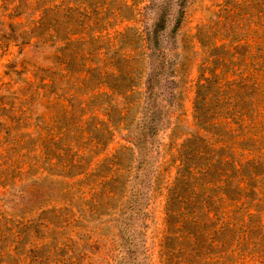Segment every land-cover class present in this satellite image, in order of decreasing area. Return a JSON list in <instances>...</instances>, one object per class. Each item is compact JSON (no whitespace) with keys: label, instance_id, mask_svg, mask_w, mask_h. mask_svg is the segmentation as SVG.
<instances>
[{"label":"rangeland","instance_id":"rangeland-1","mask_svg":"<svg viewBox=\"0 0 264 264\" xmlns=\"http://www.w3.org/2000/svg\"><path fill=\"white\" fill-rule=\"evenodd\" d=\"M211 72L213 186L178 177ZM0 264H264V0H0Z\"/></svg>","mask_w":264,"mask_h":264},{"label":"trees","instance_id":"trees-1","mask_svg":"<svg viewBox=\"0 0 264 264\" xmlns=\"http://www.w3.org/2000/svg\"><path fill=\"white\" fill-rule=\"evenodd\" d=\"M150 33H147L146 48H150ZM218 79L214 72L210 73V78H205L203 74L197 80L196 85V98L193 107V126L190 137L184 141L180 149V162L181 168L178 169V177L182 173H186L185 180L187 181H199L205 180L204 185L213 186L212 176L215 172L221 170V167L228 165L230 162L224 160L223 152L227 149L233 148L232 146L238 145L235 140L237 137L234 135V131L230 129V125L233 123L235 117H228L220 110H212L206 107L204 101L208 100L207 95H212L214 92L211 89L212 79ZM131 108L126 109L127 112ZM231 119L230 122L226 120ZM126 117L119 119V125H123L124 128L131 132L134 128L130 123H126ZM137 128V127H135ZM164 128H168V125ZM158 129H161L158 125H143L140 136L154 134ZM132 145H137V135L132 132ZM136 136V137H135ZM147 136V137H149ZM136 138V139H135ZM220 146L215 149V146ZM197 160V162H195ZM184 178V177H182ZM177 180V179H176ZM174 195H170L168 203L173 200ZM168 213H172L171 210H167Z\"/></svg>","mask_w":264,"mask_h":264}]
</instances>
